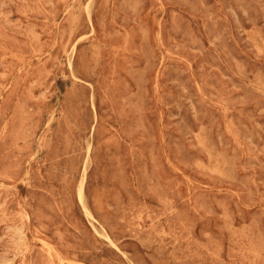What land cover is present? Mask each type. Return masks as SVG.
Instances as JSON below:
<instances>
[{"label":"rangeland","instance_id":"obj_1","mask_svg":"<svg viewBox=\"0 0 264 264\" xmlns=\"http://www.w3.org/2000/svg\"><path fill=\"white\" fill-rule=\"evenodd\" d=\"M0 264H264V0H0Z\"/></svg>","mask_w":264,"mask_h":264}]
</instances>
